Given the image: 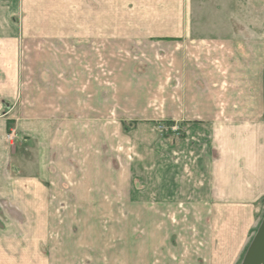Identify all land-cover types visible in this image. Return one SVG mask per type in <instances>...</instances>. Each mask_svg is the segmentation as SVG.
Wrapping results in <instances>:
<instances>
[{"label":"crops","instance_id":"crops-1","mask_svg":"<svg viewBox=\"0 0 264 264\" xmlns=\"http://www.w3.org/2000/svg\"><path fill=\"white\" fill-rule=\"evenodd\" d=\"M30 1L31 7L37 2ZM108 1L104 7L92 3L89 13L76 6L73 16L48 19L45 9L31 8L33 16L19 23L0 0V72L20 70L19 56H26L28 75L24 149L4 145L2 132L18 125L11 114L21 82L0 79V198L17 197L22 179L27 195L41 200L36 209L47 210L51 197H82L76 192L84 182L82 156L91 158L86 182L97 191L95 144L80 139L82 131L95 132L100 101L114 113L116 64L139 79L163 74L166 81L154 84L163 88L160 100L123 98L118 117L159 118L179 127L155 152L154 210L197 211L194 237L205 221L226 264H235L264 200V0H123L117 12ZM9 101L14 104L5 109ZM132 107L139 111L129 115ZM67 120H81V127L69 128ZM83 120L90 126L84 128ZM59 136L69 137L61 142ZM24 151L27 174L19 176L14 162ZM72 151L76 160L64 163ZM128 173L136 175L128 194L133 186L148 202L151 196L141 194L146 178H137L131 165Z\"/></svg>","mask_w":264,"mask_h":264},{"label":"rangeland","instance_id":"rangeland-1","mask_svg":"<svg viewBox=\"0 0 264 264\" xmlns=\"http://www.w3.org/2000/svg\"><path fill=\"white\" fill-rule=\"evenodd\" d=\"M25 1L7 0L4 8L7 11L11 9L19 23L24 21L25 16L27 19L33 16L28 13L31 8L45 9L42 17L48 19L65 14L73 16L76 6H82L85 14L89 13L86 11L90 10L92 3L101 7L107 4V0H37L41 4L36 2L35 7H31V1ZM113 1L117 12L123 0ZM25 59L26 56H19V64L24 62L20 70L0 72V79L11 77L21 82L16 106L11 114V119L16 123L18 121V125L12 126L15 128L12 133L4 130L5 119L0 116L4 145L11 149L16 146L24 149L22 145L25 144L27 132L28 75ZM115 69L116 87L112 96L115 102L114 113L108 111L100 101V117L93 120L92 126L95 132L91 135L90 132L82 131L80 139V142L95 144L92 151L94 160L97 159L99 164L98 190L94 189V183L86 182L91 178L88 168H85L91 158L86 156H82L85 161L81 171L84 181L82 189H76L82 197H51L47 210L34 208L41 205V200L30 198L27 195V181L24 182L26 179L19 180L16 185L17 197L0 198V264H226L225 250L215 248L218 239L211 238L212 229L205 221L201 227L202 232L196 235L197 238L194 237L198 232L196 226L199 225L197 211L154 210L155 152L161 142L168 143L172 137H176L179 127L167 125L165 120L159 118L118 117L122 109L119 102L123 98L131 101L146 100L152 104L164 96L162 87H154L155 82L163 84L166 81L162 71L159 79L150 78L147 73L143 74L144 79H139L134 72L124 75V72L119 71L122 67L117 64ZM3 89L5 91L9 88ZM6 94L10 98V94ZM13 104L9 101L4 104V108H11ZM146 106L152 108L155 104L148 103ZM129 110V115H133L138 109L132 107ZM79 123L81 127V120ZM79 123L67 120L66 126L72 128ZM82 126L85 128L90 125L83 120ZM68 137L58 138L64 142ZM76 139L79 142V138ZM70 153L64 158V163H74L76 160L74 151ZM87 153L90 156L91 150H82L83 155ZM24 155L23 159L14 162L21 169L19 176L27 174V155ZM130 165L139 173L137 178H146L147 190L142 187L141 194L146 192L148 198L151 196L148 202L137 198L138 191L133 186L128 194V181L136 177L128 173ZM12 168L13 175L15 166ZM256 212L257 224L249 232L250 243L264 217V200ZM177 213L179 221L176 220ZM202 234H207V239H202ZM188 242L192 246L187 247ZM246 251L235 264L242 263Z\"/></svg>","mask_w":264,"mask_h":264},{"label":"water","instance_id":"water-1","mask_svg":"<svg viewBox=\"0 0 264 264\" xmlns=\"http://www.w3.org/2000/svg\"><path fill=\"white\" fill-rule=\"evenodd\" d=\"M241 264H264V217L248 246Z\"/></svg>","mask_w":264,"mask_h":264},{"label":"trees","instance_id":"trees-1","mask_svg":"<svg viewBox=\"0 0 264 264\" xmlns=\"http://www.w3.org/2000/svg\"><path fill=\"white\" fill-rule=\"evenodd\" d=\"M167 125L172 126V123L170 121H166Z\"/></svg>","mask_w":264,"mask_h":264},{"label":"bare ground","instance_id":"bare-ground-1","mask_svg":"<svg viewBox=\"0 0 264 264\" xmlns=\"http://www.w3.org/2000/svg\"><path fill=\"white\" fill-rule=\"evenodd\" d=\"M244 257V256H243Z\"/></svg>","mask_w":264,"mask_h":264}]
</instances>
